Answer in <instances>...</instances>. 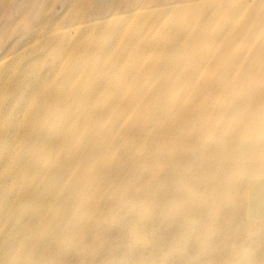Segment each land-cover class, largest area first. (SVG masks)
<instances>
[{"label": "bare ground", "instance_id": "1", "mask_svg": "<svg viewBox=\"0 0 264 264\" xmlns=\"http://www.w3.org/2000/svg\"><path fill=\"white\" fill-rule=\"evenodd\" d=\"M73 20L65 33L82 26ZM198 24L189 35L169 27V42L153 48L145 39L132 53L135 42L114 49L111 32V59L87 51L91 62L77 64L83 90L52 92L53 108L38 104L0 159V264H77L81 238L96 264H123L122 254L127 264H264V88L250 90L248 74L244 93H228L215 79L222 57L204 54ZM59 25L46 29L57 36ZM262 26L246 40L257 43ZM207 65L215 73L203 77ZM54 204L73 226L53 230L48 244L38 226Z\"/></svg>", "mask_w": 264, "mask_h": 264}, {"label": "rangeland", "instance_id": "2", "mask_svg": "<svg viewBox=\"0 0 264 264\" xmlns=\"http://www.w3.org/2000/svg\"><path fill=\"white\" fill-rule=\"evenodd\" d=\"M75 1L0 0V159L17 148L16 132L31 122L38 104L46 108L57 104L47 98L49 94L54 92L55 98L57 95L70 98L84 89L80 87L83 81L77 64L91 62L85 58L87 51L97 58H112L109 48L105 47L111 32L117 36L114 49L125 41H134L135 46L129 50L132 53L145 39L153 48L162 39L169 42L175 33L169 27L184 25L179 35H189L199 22V33L206 37L204 54L208 58L222 57L216 70L221 76L215 79L221 81L227 92L233 93L239 88V93H244L239 82L248 74L249 77L255 74L250 79V90L264 88V26L255 32L257 43L246 40L247 33L254 31L264 19V0H81L77 7ZM258 1L261 8L257 7ZM76 16L80 19L77 23L82 26L75 32L65 33ZM55 20L60 21L57 28L61 34L51 36L46 26H51ZM201 24L204 26L200 27ZM35 31L37 34L28 40ZM216 37L227 39L228 43H207L208 39ZM67 48L69 51L64 54ZM59 55L62 60L53 64L52 57ZM140 56L149 59L144 54ZM216 61L211 62L217 66ZM118 69L123 71L121 67ZM39 71L49 72L51 76L41 79ZM70 73L76 76V82L66 79L65 74ZM201 73L204 77L215 72L207 65ZM41 121L45 122V118ZM6 169L3 161L0 170ZM21 208L22 205L19 210H23ZM56 209V204L48 208V215L52 214V217L38 226V232L48 244L55 241L53 230L73 226L71 218L54 215ZM93 231V228L87 229V232ZM81 233L78 231L77 236ZM78 242L81 257L77 258V264H96L88 239L81 238ZM99 244L101 249L103 238ZM40 255L39 262H48L49 257ZM128 262L122 254L121 263Z\"/></svg>", "mask_w": 264, "mask_h": 264}]
</instances>
